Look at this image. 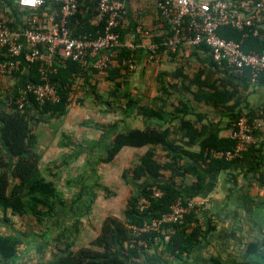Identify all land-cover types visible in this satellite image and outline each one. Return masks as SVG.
<instances>
[{
  "label": "trees",
  "instance_id": "1",
  "mask_svg": "<svg viewBox=\"0 0 264 264\" xmlns=\"http://www.w3.org/2000/svg\"><path fill=\"white\" fill-rule=\"evenodd\" d=\"M89 2L90 0L82 1L80 12L86 7L85 4L89 5ZM18 7L16 5L15 7L13 6V8ZM30 14L33 13H28V15ZM8 16L11 17V13H8ZM7 22L10 26H17L13 21L8 20ZM105 24L106 22L102 21V26L100 23L98 27H93L83 23L82 14L78 13L71 20L70 26L76 28L77 32L82 35L92 33L98 36L99 31L104 32ZM219 35L225 39H233L238 42L243 39L242 32L237 30L222 29L219 31ZM160 41L161 39L157 43H160ZM162 50L161 48L160 51ZM202 50L206 52L202 47L195 49V51ZM243 50L245 52L256 51L263 53L264 35H250L244 38ZM131 56L132 52L130 50L120 48L117 52L114 66L111 65L105 70L108 72L107 78L114 80L121 76L122 71L128 72L122 66V61ZM55 66L57 73L51 75V82L58 89L59 101L55 104H40L35 98L30 97L24 107L26 111L37 109L41 114L57 117H64L68 114L74 80L79 74L87 70L82 68V65L78 62L71 60L62 61L58 59ZM27 68L30 74L26 83H38L40 80V64L29 65ZM24 69L25 67L22 66L21 71L13 75L16 78L20 77ZM92 70H95L96 73L98 72L97 69L92 68ZM178 72L180 73V71ZM201 73L198 72L195 79L188 81L187 85L185 84L188 90L193 84L199 87V91L193 93L195 100L200 101L203 98L206 102L211 100L224 105L235 99L233 94H230L227 90H220L214 83L211 85L212 92L210 95L208 94L210 92H203L201 88L205 82L201 80ZM243 76L249 80L252 78L250 72H246ZM186 79L185 76L182 77V83ZM263 79L264 73L260 75L259 82H263ZM121 86V83L115 84V90L118 91ZM164 89L165 87H163ZM20 95L19 93L14 95L9 110H5L4 107L0 109V213L10 211L13 215L21 217L30 215L36 217L37 221L41 223L44 217L50 219L56 217L59 212L58 206H66V202L56 184L49 180L45 172L40 169L39 162H41L40 159L43 156L36 149L34 134L29 133L28 114H25L26 112L22 113L16 103ZM112 95L116 96L117 94L113 91ZM160 99V97L157 98V101H160ZM132 104H135V101L131 100L128 105ZM235 104L237 105L238 101ZM156 105L153 107L138 106V116L148 120L162 119V114L155 108ZM187 108V104L180 100L179 106L173 112L180 120L178 130L183 138L180 141L170 138L172 134L170 130L168 128L162 129L160 125L143 129L134 128L114 135L107 150V156L102 161L110 163L125 148L138 149L148 147V154L140 158V164L131 172V182L134 186H137L141 179L150 178L152 181L145 184L138 194L128 201L127 208L124 211V222L112 217L104 220L100 235L91 243L92 247L100 250H95L91 247L73 252L70 250L73 244L67 243V248L62 252V255L57 256L49 264H127V261H134L140 259L142 255H146L147 251L159 239H164V255L186 262L194 250L208 238L214 229L210 228L207 233H204L200 224L198 210L193 209L184 216L181 222L166 224L158 231L141 234L136 238L134 246H129L133 238L129 226H142L152 218L160 217L162 214L169 212L170 207L178 199H182L185 205L192 199V197L178 193L174 185L176 178L194 177L195 182L190 188L198 190L206 184L207 175L201 171L197 164L205 165L208 170L214 171L216 169H227L232 163L213 157V153L233 150L236 142L231 138H220L218 135L201 140L202 131H199L184 119V116L188 114ZM249 117L253 123L252 117ZM195 145H199V152H192L187 149ZM157 148L165 151L168 159L162 166L152 158V154ZM184 160L186 162H182ZM164 172L169 173L167 178L163 176ZM153 187L158 188L162 195L159 198L151 199L149 209L141 214L136 208L137 201L143 196H150L151 188ZM165 235H168V241H165ZM22 236L26 237V234H22ZM22 236L0 234V264H8L7 262L17 260L20 246L23 244ZM140 242L141 244H139ZM263 245L259 241L248 244L242 261L224 262L212 258L210 263L264 264ZM65 252L67 253L65 254Z\"/></svg>",
  "mask_w": 264,
  "mask_h": 264
},
{
  "label": "rangeland",
  "instance_id": "2",
  "mask_svg": "<svg viewBox=\"0 0 264 264\" xmlns=\"http://www.w3.org/2000/svg\"><path fill=\"white\" fill-rule=\"evenodd\" d=\"M4 18L8 19L6 15ZM163 54V62L158 57L155 63L136 65L133 72L122 71L121 76L114 80L107 78L108 72L105 70L96 73L90 68L79 74L72 86L68 114L64 117L41 114L37 109H20L22 113L28 114L29 133L34 134L36 149L43 156L39 162L40 169L56 184L66 206L59 205L57 216L51 219L44 217L41 223L34 216L21 217L10 211L1 212V235L26 234V237L22 236L23 244L17 260L8 264H49L62 255L67 243L73 244L70 249L73 252L91 248V243L100 235L103 222L108 217L124 222L128 201L152 181L144 178L137 186L131 182L132 170L149 151L147 147L125 148L110 163H105L102 159L107 156L112 138L118 132L132 129L133 122L140 118L138 106L158 105L157 98H164L166 93L163 87L175 85L186 91L185 84L195 79L198 72L207 70L203 63H198L196 57L180 59L166 52ZM207 72L212 75L206 77L204 82L209 86L216 84L212 76L217 73L214 70ZM184 76L188 80L182 84ZM20 78L0 73V109L4 107L9 110L14 95L23 93L27 83ZM117 83L122 84L118 91L115 90ZM113 91L116 96L112 95ZM131 100L135 104L129 106ZM165 101L179 104V97L174 95ZM152 155L156 163L161 166L165 164L166 158L161 152L155 151ZM168 175L167 172L163 173L165 178ZM190 200L196 204L200 218V214L208 209V200L204 203L202 198ZM261 238L264 237L249 228L242 244L247 245L256 240L264 244ZM240 248L239 244L234 245L236 253L232 254L227 249V254L233 257L230 261L242 259L245 247L242 253ZM219 250L221 248L209 257L224 259L226 254L220 255ZM151 252L148 251V254Z\"/></svg>",
  "mask_w": 264,
  "mask_h": 264
},
{
  "label": "built area",
  "instance_id": "3",
  "mask_svg": "<svg viewBox=\"0 0 264 264\" xmlns=\"http://www.w3.org/2000/svg\"><path fill=\"white\" fill-rule=\"evenodd\" d=\"M82 1L17 0L20 8L38 12L28 15L22 27L10 26L8 20L0 15V73L13 75L21 71L22 66L40 64L39 82L27 83L16 100L20 109L26 106L30 97L40 104L59 101L58 89L51 82V75L57 73L55 64L58 59L78 62L86 70H107L116 63L120 48L132 52L131 57L122 61V66L128 72L136 69L133 54L137 49L147 50L151 63L164 52L175 54L183 47H202L216 66L240 76L250 72L253 82L257 83L264 73V52L243 50L244 38L262 35V0H155L164 33L160 43L149 44H144L140 38L138 42L122 38L119 29L126 17V0H90L95 4L100 23L101 20L106 22L104 32L99 31L98 36L78 33L70 24L81 13ZM48 8H51L50 12L45 11ZM222 29L241 31L243 39L240 42L225 39L219 35ZM138 33L141 38L149 35L142 30H138ZM230 138L236 142L235 148L215 152L213 157L232 162L243 151L257 145L258 138L249 115L244 114L236 120ZM161 195L158 188H151L150 196H143L137 201L139 213L146 212L151 199ZM193 209H197L194 201L189 200L185 205L182 199H178L170 211L160 217L152 218L142 226H129L133 237L129 246H134L141 234L158 231L166 224L181 222Z\"/></svg>",
  "mask_w": 264,
  "mask_h": 264
},
{
  "label": "crops",
  "instance_id": "4",
  "mask_svg": "<svg viewBox=\"0 0 264 264\" xmlns=\"http://www.w3.org/2000/svg\"><path fill=\"white\" fill-rule=\"evenodd\" d=\"M262 1L264 2V0ZM125 3L126 17L120 28L122 38L137 42L140 38L144 44L159 41L164 33V26L158 16L155 0H126ZM15 5L19 6L17 0H0V15L3 17L6 15L7 20L15 22L19 27H22L25 23L28 13H38L20 7L13 8ZM85 6L81 12L83 23L98 27L100 19L97 17L95 4L90 1L89 5L85 4ZM50 9L48 8L45 11L49 10L50 12ZM8 13H11L12 16H8ZM138 30L147 32L149 35L141 38ZM262 34L264 35V22L262 24ZM163 55L160 56L162 62L165 60ZM175 55L180 59L196 57L198 63H203L202 65L207 69L202 73L203 76L201 75L203 82L206 77L212 75L207 71L214 70L217 74H213L215 76L212 77L217 81L216 86L220 90L229 91L235 99L224 105L211 100L206 102L203 98L199 101L195 100L193 96V93L199 91L197 85L193 84L189 90L185 87L186 91L175 85L165 86V96L164 98L160 97L161 99L155 107L162 114V119L148 120L140 117L133 122L132 129L160 125L162 129L168 128L170 130L172 133L170 138L177 141L182 140L181 132L178 130L180 120L173 113L179 104L166 103L165 101V99L169 100L170 97L175 95L179 97V102L181 100L187 104L188 114L184 116V119L199 131H202L201 140L211 138L214 135H218L220 138H230L236 119L247 114L253 119L258 143L243 151L236 160L230 163L227 169L210 171L205 165L197 164L201 171L207 175L206 184L198 190L190 188L195 182L194 177L175 179L174 185L178 193L187 197L208 200L207 211L201 213L202 215L200 214V224L204 233H207L210 228L214 229L208 238L194 250L186 262L164 255V239H159L151 248L152 254H148V251H151L148 250L146 255H142L140 259L134 261H127V264H212L210 263L212 257L209 256L213 255L212 253L219 248H221L219 254H226V257L218 259L229 262L233 258L230 254L236 253L234 245L239 244V247H242L239 249L240 253L245 247V253L248 244H242V239L246 237L249 228L255 234L264 237V79L263 82L258 81L256 83L245 76L233 73L227 68L216 66L204 50L195 51L193 48L183 47ZM148 56V51L143 49H137L133 54L137 66L150 63ZM179 71H181V68H179ZM29 74V69L25 67L20 79L26 81ZM201 90L205 93L210 92L208 93L210 95L212 86L204 83ZM189 92L191 94H188ZM202 94L204 95V93ZM237 101L238 104L236 105ZM187 149L192 152H199L200 147L195 145ZM158 151L166 158L165 151L161 148L156 150V152ZM168 240L167 235L165 241ZM228 248L230 254H227ZM244 253L242 259L238 261L243 260Z\"/></svg>",
  "mask_w": 264,
  "mask_h": 264
}]
</instances>
